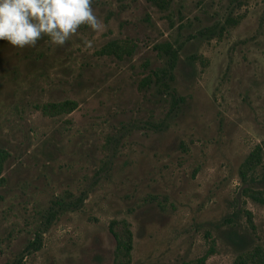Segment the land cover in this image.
Instances as JSON below:
<instances>
[{
    "label": "rangeland",
    "instance_id": "374dc122",
    "mask_svg": "<svg viewBox=\"0 0 264 264\" xmlns=\"http://www.w3.org/2000/svg\"><path fill=\"white\" fill-rule=\"evenodd\" d=\"M93 7L102 30L82 27L63 47L48 37L23 49L0 40V264L64 190L85 193L80 207L57 214L20 264H109L112 218L129 222V264H178L211 241L205 264H232L253 245L264 255V205L243 195L237 175L264 138V0ZM228 15L236 22L217 32ZM111 39L129 52L106 53ZM162 40L177 49L170 84L183 97L167 114L163 94L138 84L162 63L152 48ZM62 99L77 104L41 113Z\"/></svg>",
    "mask_w": 264,
    "mask_h": 264
},
{
    "label": "trees",
    "instance_id": "16d2710c",
    "mask_svg": "<svg viewBox=\"0 0 264 264\" xmlns=\"http://www.w3.org/2000/svg\"><path fill=\"white\" fill-rule=\"evenodd\" d=\"M158 8H166L169 0H151ZM236 22L231 16H225L223 24L217 26V32L224 29V25H232ZM205 33L212 34L213 27H205L202 30ZM128 44L125 40H108L104 44L103 50L106 53H113L120 56L123 53H128ZM156 55L163 58L161 64L146 68V72L140 77L138 84L145 87L150 84L156 93L163 94L167 101L166 114L175 110L180 101L183 100L181 95H178L175 88L170 84L172 77V70L176 65L178 58L177 49L167 40L156 42L152 45ZM196 55H188L190 60L195 59ZM76 101L73 99H62L59 101L45 102L39 105L42 114L47 116L59 115L68 113L76 106ZM264 153V138L255 143L251 149L244 155L237 166V175L239 181L242 183L241 191L243 195L250 199L264 205V162L262 155ZM0 158V173H1ZM2 176L0 175V182ZM85 193L80 191L78 194H73L70 191L64 190L60 194H56L49 199V203L40 215L35 228L31 231L32 236L26 240L23 247L11 259L3 264H20L24 255L31 254L37 250L41 245V233L47 228L57 214L76 210L80 207ZM246 220L251 224L250 213L245 211ZM107 229L112 235L114 245L112 248L111 261L109 264H129L130 252L132 248L131 239L132 234L129 227V222L124 218H112L108 221ZM213 252V241L199 256L182 260L178 264H205L206 257ZM263 264L264 255L261 246L253 245L249 248L241 250L236 254L232 264Z\"/></svg>",
    "mask_w": 264,
    "mask_h": 264
},
{
    "label": "clouds",
    "instance_id": "9594fccd",
    "mask_svg": "<svg viewBox=\"0 0 264 264\" xmlns=\"http://www.w3.org/2000/svg\"><path fill=\"white\" fill-rule=\"evenodd\" d=\"M95 0H0V40L14 48H34L49 38L63 47L82 27L93 32L104 27L93 4ZM92 47V41H84Z\"/></svg>",
    "mask_w": 264,
    "mask_h": 264
}]
</instances>
